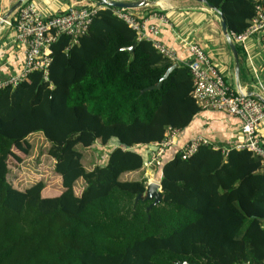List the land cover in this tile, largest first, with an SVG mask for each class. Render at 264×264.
Instances as JSON below:
<instances>
[{
  "label": "trees",
  "instance_id": "16d2710c",
  "mask_svg": "<svg viewBox=\"0 0 264 264\" xmlns=\"http://www.w3.org/2000/svg\"><path fill=\"white\" fill-rule=\"evenodd\" d=\"M204 1L230 34L248 27L257 5L264 9V0ZM131 45V52L122 49ZM49 55L46 80L37 70L0 87V264H54L71 251L79 264L264 261V167L246 149L206 144L186 159L177 151L157 166L161 200L134 219L125 216L146 179L120 175L141 170L140 149L163 140L168 127L184 129L201 111L187 65L178 63L159 88L145 90L174 62L110 8L98 9L75 43L58 35ZM35 132L49 143L60 176L54 196L42 194V180L23 189L8 180L10 161L22 159L14 149L27 154ZM110 140L117 143L104 161L86 169L77 145ZM78 179L85 185L76 194Z\"/></svg>",
  "mask_w": 264,
  "mask_h": 264
},
{
  "label": "built area",
  "instance_id": "2783aa9c",
  "mask_svg": "<svg viewBox=\"0 0 264 264\" xmlns=\"http://www.w3.org/2000/svg\"><path fill=\"white\" fill-rule=\"evenodd\" d=\"M103 8H110L118 18L137 33L139 39L151 42L160 54L173 62L187 65L192 75L191 97L195 103L201 109L224 111L239 118L244 141L237 144L236 148L246 149L259 157L264 167V146L257 134L259 126L264 124V103L253 96L246 95L245 92L233 91L225 81L223 73L198 44H190L189 60L179 62L174 51L155 37L158 27L154 23L147 24L149 19L136 17L130 13L131 9L97 6L92 2L87 6L71 4L62 12L46 13L36 2L24 0L10 16L4 19L6 12L0 6V31L6 28L12 30L14 40L22 47L23 53L21 70L0 81V87L15 86L25 79L29 72L37 70L43 73V78L46 80L50 64L51 43L60 34L69 36L71 42L75 43L77 38L86 32L95 12ZM255 9L254 17L243 32L229 33L231 40L245 51L247 50L246 42L251 37H255L257 42L264 44V9L260 5H257ZM152 17L158 20L163 19L158 13L152 14ZM178 131L168 127L163 140L151 144L150 158L144 159V162L148 160L149 165L159 166L161 155L166 148L172 145ZM206 144L210 143L201 136H195L179 146L178 152L182 159H186L196 152L200 145ZM212 147L217 148L214 145ZM237 264H264V261L261 263L245 261Z\"/></svg>",
  "mask_w": 264,
  "mask_h": 264
},
{
  "label": "crops",
  "instance_id": "0c3cea01",
  "mask_svg": "<svg viewBox=\"0 0 264 264\" xmlns=\"http://www.w3.org/2000/svg\"><path fill=\"white\" fill-rule=\"evenodd\" d=\"M16 1L0 0L1 9L7 12ZM32 1L36 2L46 13L62 12L71 4L87 6L93 2V0ZM150 1H155L156 3L151 6L133 8L130 10V13L139 18L149 19L147 24L154 23L158 27V32L155 37L174 51L179 62L189 60L188 48L190 44H198L209 59L217 66L219 71L223 73L225 81L229 80L231 82L228 84L229 87L235 92H241L237 90L235 85V77L233 78L234 61L225 37L221 32L219 18L216 12L197 0ZM155 13L161 14L163 19L158 20L157 18H153L152 14ZM239 48L241 53V70L240 73L238 72V83L242 88V92H245L244 90H250L264 97V45L257 42L255 37H251L246 42V51L242 47ZM22 65V47L15 42L12 30L8 28L3 29L0 31V81L20 71ZM240 127L241 121L236 116L224 111L201 109L187 127L178 131L173 139L172 145L166 148L161 155V162L173 158L174 154L178 151V147L195 136H201L210 144L221 147L223 150L236 148L237 144L244 141ZM257 134L264 146V124L259 126ZM109 142L100 145L97 141L91 148L86 149V152L92 148L95 150L103 148L106 153L110 146L117 143L116 140H110ZM149 148L151 149V144L146 148L140 149L143 159H145L144 154ZM14 152L22 159L27 156H21L16 149H14ZM83 154L82 157H84ZM22 159L16 163H22ZM104 159L105 156H103V161ZM52 163H54V160ZM17 169L21 168L18 167ZM157 169L158 167L150 174L149 181H160L161 173ZM22 171L23 169L18 174H21ZM34 174L33 171L29 172V175ZM48 181L44 182L45 185L42 194L44 196L57 195L61 189L60 191L57 190L59 188L58 185L51 187L48 185ZM18 186L15 187L23 189L27 185L23 187ZM60 188H62L61 180ZM81 190L82 187H79V191Z\"/></svg>",
  "mask_w": 264,
  "mask_h": 264
},
{
  "label": "rangeland",
  "instance_id": "374dc122",
  "mask_svg": "<svg viewBox=\"0 0 264 264\" xmlns=\"http://www.w3.org/2000/svg\"><path fill=\"white\" fill-rule=\"evenodd\" d=\"M234 78V74H233ZM227 84L231 83L229 80H226ZM27 142L29 144V150L27 154H24L20 151L21 156L27 155L26 158H23V162L20 164H17L14 160L10 161V168L8 174V180L9 182L18 187H23L25 185H29L37 180H42L43 182L48 181V185L52 186H59L57 190L60 191V176L54 172L53 169V158L46 153L49 143L46 141V139L43 137V135L40 132H35L27 136ZM110 143V142H109ZM109 145V144H108ZM77 148L82 151L83 156L82 157V163L86 169L93 167V165L101 163L103 161V156H105V152L102 149H91L86 152V149H83L80 145H77ZM107 149V148H106ZM109 150V148L107 149ZM152 150L149 149V151H146L144 154L145 160L150 158ZM148 161V160H147ZM145 161L143 168L141 170H137L130 173H123L120 175L121 179H127V180H134V179H140L145 178L146 182L150 180V174L155 171L157 168V165L151 164L149 165L148 162ZM149 165V166H148ZM154 165V166H153ZM153 166V167H152ZM23 169L21 174H18L21 169ZM33 171L34 175H29V172ZM145 182V183H146ZM84 181L82 179H78L75 181L73 185L74 192L76 194H79V187H84ZM55 186V187H56ZM133 202H137L136 209H132L131 207L125 211L126 218H132L134 219L136 217V214L140 215L143 211H146V208L148 207L147 202L143 200H137L135 201V197L133 199ZM151 209V208H150ZM149 209V210H150ZM158 210V208H154L153 212L155 213ZM56 255V254H55ZM61 257L58 263L56 262V257L52 258L51 260L54 262V264H79L78 259L76 258L74 252L62 253ZM43 264H48L46 260L43 261Z\"/></svg>",
  "mask_w": 264,
  "mask_h": 264
},
{
  "label": "water",
  "instance_id": "95a60500",
  "mask_svg": "<svg viewBox=\"0 0 264 264\" xmlns=\"http://www.w3.org/2000/svg\"><path fill=\"white\" fill-rule=\"evenodd\" d=\"M24 0H17L6 12V14L3 16L4 19H6L8 16H10L23 2ZM202 3H204L209 9L215 11L218 15L219 18V25L222 34L225 37V40L228 44L230 53L232 55L233 61H234V77H235V85L237 90L242 91V88L239 86L238 83V72H239V61H238V55L236 51V45L235 43L231 40L227 26L225 23V20L222 16V14L216 10V8L212 7L211 5H207L204 0H197ZM93 3L97 6H106V7H121V8H126V9H133V8H138L142 6H151L155 1H150V0H93ZM134 45L128 46V47H123L122 49H125L129 52L133 50ZM178 66L177 62L172 63V65L166 70V72L163 74V76L158 80V82L155 85L148 86L145 88V90H152V89H157L161 86L162 81L167 77V75ZM245 94L248 96H253L257 100L261 101L264 103V97L261 96L257 92H253L250 90H244ZM137 200H146L149 201V205L146 208V211H148L153 205L157 204L161 200V187L160 183L156 181H148L145 183V190L143 193H138L135 197V201ZM178 264H196V263H188L186 261H180Z\"/></svg>",
  "mask_w": 264,
  "mask_h": 264
},
{
  "label": "bare ground",
  "instance_id": "6f19581e",
  "mask_svg": "<svg viewBox=\"0 0 264 264\" xmlns=\"http://www.w3.org/2000/svg\"><path fill=\"white\" fill-rule=\"evenodd\" d=\"M264 45V44H263Z\"/></svg>",
  "mask_w": 264,
  "mask_h": 264
}]
</instances>
